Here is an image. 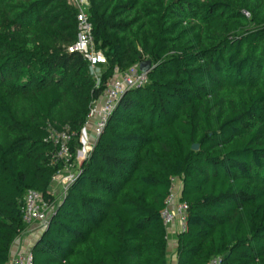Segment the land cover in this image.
Returning <instances> with one entry per match:
<instances>
[{
  "label": "trees",
  "instance_id": "1",
  "mask_svg": "<svg viewBox=\"0 0 264 264\" xmlns=\"http://www.w3.org/2000/svg\"><path fill=\"white\" fill-rule=\"evenodd\" d=\"M99 83L68 0H0V264L27 225L24 195L50 209L33 264H166L160 213L180 181L176 264H264V0H90ZM150 61L73 180L50 192V130L73 140L114 68ZM197 144L196 150L192 145Z\"/></svg>",
  "mask_w": 264,
  "mask_h": 264
},
{
  "label": "built area",
  "instance_id": "2",
  "mask_svg": "<svg viewBox=\"0 0 264 264\" xmlns=\"http://www.w3.org/2000/svg\"><path fill=\"white\" fill-rule=\"evenodd\" d=\"M68 3L76 10V38L67 46V52L82 55L91 69L95 84H98L99 71H96V68L98 64H103L106 60L104 54L95 48L92 25L88 17L90 0H68ZM147 81V74L141 72L138 66H134L125 72H119L117 68H114L113 76L107 82L102 95L93 102L87 116L85 126H91L90 131L94 135V140L99 136L106 124L108 115L116 106L123 92L130 87L142 86ZM49 139L55 146L52 164L61 165L52 181L58 180L62 186L61 192H63L74 177L75 165L71 161L72 156L69 148L71 134L67 128L60 131L50 130ZM179 184L180 181L177 179L173 181L170 193L165 200V207L160 213L165 228L168 229L171 225L176 224L178 232L186 228L185 211L187 208V205L180 200V192L176 189ZM23 201L22 220L24 224L27 225V228L37 224L42 231L47 224L50 209L42 199L41 194L29 189L26 191ZM6 264H33L31 250L11 254ZM166 264H176V262L167 261ZM207 264H221V260L218 256H213Z\"/></svg>",
  "mask_w": 264,
  "mask_h": 264
},
{
  "label": "crops",
  "instance_id": "3",
  "mask_svg": "<svg viewBox=\"0 0 264 264\" xmlns=\"http://www.w3.org/2000/svg\"><path fill=\"white\" fill-rule=\"evenodd\" d=\"M90 125L85 126L82 129V133L85 135L90 133ZM94 142V141H93ZM93 144V143H92ZM178 192H180V184L176 186ZM41 230L38 228L37 224L28 227L27 230L16 238L11 246V254L15 252H25L31 250V246L36 242ZM178 233V228L176 224L171 225L166 229V239H167V261L176 262L175 249H176V235Z\"/></svg>",
  "mask_w": 264,
  "mask_h": 264
},
{
  "label": "rangeland",
  "instance_id": "4",
  "mask_svg": "<svg viewBox=\"0 0 264 264\" xmlns=\"http://www.w3.org/2000/svg\"><path fill=\"white\" fill-rule=\"evenodd\" d=\"M65 50H67V46L63 48V51ZM96 71H98V68H96ZM94 139H95L94 135L91 131L86 135L81 131L80 136L76 140H73L72 145L74 147V158H75L74 165L79 164L85 158L87 152L89 151V148L92 146ZM61 189L62 186L58 180L57 181L53 180L51 182L50 184L51 194L59 197L62 191Z\"/></svg>",
  "mask_w": 264,
  "mask_h": 264
},
{
  "label": "water",
  "instance_id": "5",
  "mask_svg": "<svg viewBox=\"0 0 264 264\" xmlns=\"http://www.w3.org/2000/svg\"><path fill=\"white\" fill-rule=\"evenodd\" d=\"M150 61H144V62H141L139 65H138V69L141 71V72H145L146 74H148V72L150 71ZM98 137V136H97ZM198 148L197 144H193L192 145V149L193 150H196ZM34 245V244H33Z\"/></svg>",
  "mask_w": 264,
  "mask_h": 264
}]
</instances>
